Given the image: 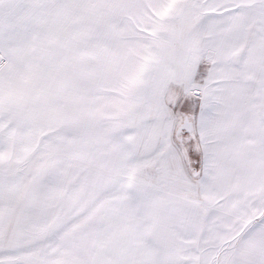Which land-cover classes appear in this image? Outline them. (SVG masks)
<instances>
[{"label":"snow or ice","instance_id":"obj_1","mask_svg":"<svg viewBox=\"0 0 264 264\" xmlns=\"http://www.w3.org/2000/svg\"><path fill=\"white\" fill-rule=\"evenodd\" d=\"M0 264H264V0H0Z\"/></svg>","mask_w":264,"mask_h":264}]
</instances>
